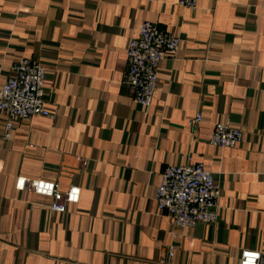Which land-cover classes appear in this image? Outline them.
I'll return each mask as SVG.
<instances>
[{"label":"crops","instance_id":"0c3cea01","mask_svg":"<svg viewBox=\"0 0 264 264\" xmlns=\"http://www.w3.org/2000/svg\"><path fill=\"white\" fill-rule=\"evenodd\" d=\"M144 22L179 36L151 105L132 100L126 47ZM20 59L45 71L51 117L0 113V264H239L264 254V0H0V87ZM197 113L201 121L189 125ZM215 123L242 131L208 143ZM202 164L220 189L215 223L173 227L155 193L168 166ZM80 189L65 213L17 190ZM171 249L172 256L168 257Z\"/></svg>","mask_w":264,"mask_h":264},{"label":"built area","instance_id":"2783aa9c","mask_svg":"<svg viewBox=\"0 0 264 264\" xmlns=\"http://www.w3.org/2000/svg\"><path fill=\"white\" fill-rule=\"evenodd\" d=\"M180 6L195 10L197 0H178ZM180 38L172 32H164L155 23L144 22L126 47L125 82L130 87L132 100L147 109L152 102L158 81L160 63L174 57ZM45 71L35 60L20 59L10 67L5 84L0 87V113L3 115L4 139H10L15 119L51 117L45 106ZM201 121L200 113L190 119L195 127ZM242 137L239 128L215 123L208 143L220 148L236 147ZM17 190H28L38 195L51 197V211L65 213L68 204L77 203L80 189L70 186L61 190L57 183L43 179L16 180ZM220 189L213 175L200 163L184 166H168L160 174L155 201L158 213L168 217L173 227H194L199 223L210 224L217 220V200ZM172 256L171 249L168 257ZM239 264H264V254L243 250Z\"/></svg>","mask_w":264,"mask_h":264}]
</instances>
